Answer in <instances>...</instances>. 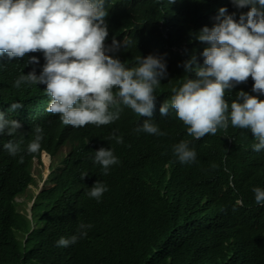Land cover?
I'll list each match as a JSON object with an SVG mask.
<instances>
[{
    "label": "trees",
    "instance_id": "obj_1",
    "mask_svg": "<svg viewBox=\"0 0 264 264\" xmlns=\"http://www.w3.org/2000/svg\"><path fill=\"white\" fill-rule=\"evenodd\" d=\"M191 1L125 0L105 17L109 46L113 39L129 36L126 46L119 42L117 55L129 59L152 51L166 64V76L154 91L159 109L147 117L165 135L135 132L136 113L122 103L111 107L120 110L112 126L74 130L79 147L66 150L72 155L58 159L60 165L53 168L67 173L50 171L26 210L15 198L35 183L26 150L35 126L25 124L22 107L10 112L8 119L21 127L12 136L0 134V264H264V204L256 203L253 192L256 187L264 190V150L254 151L257 141L250 130L235 128L230 121L226 130L192 140L174 109L166 116L160 113L172 88L198 78L195 69L204 66L202 53L208 46L192 25L222 0ZM233 6L231 0L224 4L228 10ZM192 40L198 46H190ZM16 60L18 64L0 56V73L13 77L4 66H24V58ZM30 61L25 63L36 64ZM251 81L249 77L226 90L229 105L242 102L237 93ZM7 94L0 92V99ZM9 141L20 146L15 156L3 147ZM182 141L195 150L194 162L181 163L174 154V145ZM96 144H108L117 153V168L110 166L107 174L94 157L110 146ZM97 181L107 188L99 200L88 195ZM73 235L78 236L76 243L57 246L61 237Z\"/></svg>",
    "mask_w": 264,
    "mask_h": 264
},
{
    "label": "clouds",
    "instance_id": "obj_2",
    "mask_svg": "<svg viewBox=\"0 0 264 264\" xmlns=\"http://www.w3.org/2000/svg\"><path fill=\"white\" fill-rule=\"evenodd\" d=\"M226 1L217 2L211 12L196 18L192 26L198 39L208 46L202 53L204 66L195 69L197 79H186L179 88H172L173 95L162 103L160 113L166 116L170 108L174 109L192 140L226 130L230 121L235 128L250 130L257 141L253 150L258 152L264 150V0H231L234 6L229 10L224 8ZM124 2L0 0V56L7 55L11 60L26 55L30 63L44 64L40 74L27 66L18 70L4 66L14 76L0 75L2 92L14 82L17 88L25 84L14 94L0 99V134L5 131L9 136L18 133L21 125L8 118L10 112L22 107L25 124L35 126L26 145L29 157L40 165L39 171L35 165L31 166L35 173L41 172L43 161L46 171L67 173L54 170L53 162L45 161L44 155L38 152H47L54 161L71 156L66 150L80 145L74 130L112 126L119 119L120 110L110 111V108L119 103L136 113L135 132L165 135L147 120L159 109L160 101L155 102L154 91L160 79L166 76L163 59L151 55L155 53L152 51L129 59L117 55L115 52L121 47L119 42L126 46L129 36L119 42L113 39L110 46L109 40L105 41L108 36L105 17L110 9ZM189 44L197 45L194 40ZM191 63L185 67H190ZM25 70L28 74L18 77L20 71ZM249 77L252 81L237 93L242 102L233 101L229 105L225 100L226 90L246 83ZM40 84L46 85L45 94L36 91L35 86ZM58 132L64 136L59 137ZM46 138L51 139L50 144ZM113 138L117 143L122 142L120 137ZM3 147L13 156L20 150L19 144L12 141ZM114 153L111 146L95 152L94 160L102 166L104 174L112 165L117 168V153ZM174 154L185 164L196 159L195 150L190 149L186 141L174 145ZM66 166L75 167L68 163ZM86 176L82 174L81 179ZM105 191L107 188L97 181L88 195L99 200ZM253 192L256 203L264 204V190L256 187ZM37 196L35 192L34 198ZM79 227L83 229L85 225ZM77 239L76 235L70 239L61 237L57 246L68 247Z\"/></svg>",
    "mask_w": 264,
    "mask_h": 264
},
{
    "label": "rangeland",
    "instance_id": "obj_3",
    "mask_svg": "<svg viewBox=\"0 0 264 264\" xmlns=\"http://www.w3.org/2000/svg\"><path fill=\"white\" fill-rule=\"evenodd\" d=\"M50 158V156H49ZM35 162L33 165H35V168L37 167V171L40 170L39 164L37 163L36 159H33ZM33 176L35 177V184L30 185L25 192L20 194L19 196H16V201L19 202V208L29 210L31 199L33 198L35 192L38 193V191L41 189L40 186L45 179V177L49 174V171H46V165L44 164L41 166V172L35 173L32 170ZM43 185V184H42Z\"/></svg>",
    "mask_w": 264,
    "mask_h": 264
},
{
    "label": "bare ground",
    "instance_id": "obj_4",
    "mask_svg": "<svg viewBox=\"0 0 264 264\" xmlns=\"http://www.w3.org/2000/svg\"><path fill=\"white\" fill-rule=\"evenodd\" d=\"M194 0H192L191 1V3L193 2ZM195 2V1H194ZM6 56L7 55H3V56H1V58H6ZM22 58H24V66H27V67H31V68H34V69H36V70H38V74H40V72L42 71V69H43V67H41L42 66V64L43 63H41V62H38V63H36L35 65H29V64H26L25 63V61L26 60H28V58L26 57V55L24 56V57H22ZM6 59H8L9 61H16V63L18 64V61L16 60V58H13V59H9V58H6ZM10 65V64H9ZM7 66V65H6ZM14 68L15 69H20V68H16L15 66H14ZM21 72V71H20ZM23 74H25V75H27L28 74V71H23L22 72V74H20V76L21 75H23ZM0 75H6V76H8V77H12V75L11 74H5V73H0ZM1 79V78H0ZM15 85V82H14V84H13V86H11V87H8V88H4V91H7L9 94H12V93H15L16 92V90H17V87H15L14 86ZM38 87H39V91H40V93H42V94H45V89H46V85H44V84H40V85H37ZM0 92H2V91H0ZM49 103V102H48ZM48 103H46V106L48 105ZM59 124L61 125V121L59 122ZM76 133V132H75ZM74 141H76V139H74ZM44 150V149H43ZM39 153V152H38ZM39 154H41V155H44V160L45 161H47L48 159L49 160H51V161H54L51 157L49 158V154L47 153V152H44V151H41ZM35 162L33 161V164H34ZM61 163V162H60ZM60 164L58 163V160H55V163H53V168L54 167H58ZM60 170V169H59ZM50 172V171H49ZM48 176V175H47ZM47 176L45 177V179L47 178ZM33 184H35V183H29L26 187H25V191L27 190V188L30 186V185H33ZM42 184H43V182H42ZM42 184H41V186H40V188L42 187ZM31 205V204H30Z\"/></svg>",
    "mask_w": 264,
    "mask_h": 264
}]
</instances>
